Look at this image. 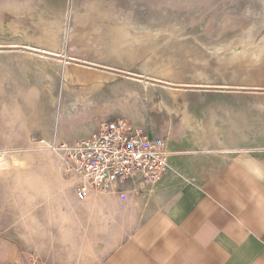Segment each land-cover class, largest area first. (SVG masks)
<instances>
[{"label": "rangeland", "instance_id": "rangeland-1", "mask_svg": "<svg viewBox=\"0 0 264 264\" xmlns=\"http://www.w3.org/2000/svg\"><path fill=\"white\" fill-rule=\"evenodd\" d=\"M119 118L182 154L264 149V0H0L1 231L60 264L99 263L133 233L154 210L150 182L79 199L38 145ZM56 175L74 206L64 221L42 213ZM117 204L124 222L95 250L94 223L111 226Z\"/></svg>", "mask_w": 264, "mask_h": 264}, {"label": "crops", "instance_id": "crops-1", "mask_svg": "<svg viewBox=\"0 0 264 264\" xmlns=\"http://www.w3.org/2000/svg\"><path fill=\"white\" fill-rule=\"evenodd\" d=\"M168 147V167L149 188L154 210L94 264H264V149L182 154L179 146L168 142ZM56 179L59 186L39 193L48 201L42 213L46 220L64 221L69 213L62 206L67 211L74 206L63 180ZM36 181L29 185L37 196ZM7 210L0 183V211ZM124 211L123 204L114 205L111 226L100 219L94 223L95 250L109 237L104 228L120 229ZM0 264L60 263L34 254L0 230Z\"/></svg>", "mask_w": 264, "mask_h": 264}, {"label": "built area", "instance_id": "built-area-1", "mask_svg": "<svg viewBox=\"0 0 264 264\" xmlns=\"http://www.w3.org/2000/svg\"><path fill=\"white\" fill-rule=\"evenodd\" d=\"M38 143L55 153L79 199L113 191L135 178L156 184L172 156L165 139L124 118L105 121L94 133L77 140Z\"/></svg>", "mask_w": 264, "mask_h": 264}, {"label": "bare ground", "instance_id": "bare-ground-1", "mask_svg": "<svg viewBox=\"0 0 264 264\" xmlns=\"http://www.w3.org/2000/svg\"><path fill=\"white\" fill-rule=\"evenodd\" d=\"M45 50V49H44ZM50 52V51H49ZM167 141H168V139H167ZM168 143V142H167ZM16 157V156H15ZM14 157V159H12L13 161H11V164L13 165V166H18L20 163H23V162H21V161H18L16 158ZM4 158H5V156L3 155V154H0V165L2 164V162L4 161ZM19 158V157H18ZM29 164V163H28ZM27 163H26V165H28ZM25 165V166H26ZM61 174V173H60ZM63 177V176H62ZM68 177V176H67ZM64 178H65V176H64ZM69 178V180L71 181V184H73V180H72V178L71 177H68ZM65 180V179H64ZM153 185H155V184H152L151 185V187L153 186Z\"/></svg>", "mask_w": 264, "mask_h": 264}]
</instances>
